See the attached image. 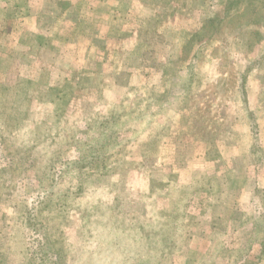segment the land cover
Segmentation results:
<instances>
[{
	"label": "rangeland",
	"instance_id": "obj_1",
	"mask_svg": "<svg viewBox=\"0 0 264 264\" xmlns=\"http://www.w3.org/2000/svg\"><path fill=\"white\" fill-rule=\"evenodd\" d=\"M259 116L264 0H0V264H264Z\"/></svg>",
	"mask_w": 264,
	"mask_h": 264
},
{
	"label": "trees",
	"instance_id": "obj_2",
	"mask_svg": "<svg viewBox=\"0 0 264 264\" xmlns=\"http://www.w3.org/2000/svg\"><path fill=\"white\" fill-rule=\"evenodd\" d=\"M118 119H119L118 116H117V118H115V120L113 118L114 121H113L112 125H114ZM104 122L106 124L109 121L105 120ZM114 126H116V125H114ZM79 145L83 146L82 149L79 148V151H78L79 155L77 156L79 158V161H78L80 163L79 165H83L82 168H90V166H95V165L96 166L97 165H99V166L104 165L112 156L110 153H108V151H106L103 155L100 154V152H95L92 149L93 147L87 146L86 143L79 144ZM115 147H116L115 144L110 145V148H112V149L114 148V150H115ZM113 155H114V152H113ZM63 164H64V162H63ZM86 165H89V167ZM263 208H264V206H263ZM263 212H264V210H263ZM39 248L44 249L41 251L48 250L49 249V241L46 239L44 241H40ZM262 250L264 251V248ZM112 254H115V250H114V253H112ZM136 263L137 264H144L141 261H136Z\"/></svg>",
	"mask_w": 264,
	"mask_h": 264
},
{
	"label": "crops",
	"instance_id": "obj_3",
	"mask_svg": "<svg viewBox=\"0 0 264 264\" xmlns=\"http://www.w3.org/2000/svg\"><path fill=\"white\" fill-rule=\"evenodd\" d=\"M255 109H256V107H255ZM261 116H259V117H257V119H256V121H254L255 122V124H257L258 123V126H256L257 127V129H256V132L257 133H259V134H261V135H263L264 134V123L263 124H260L261 122ZM239 123V122H238ZM238 128H239V126H238ZM249 128H248V126L246 127H244L243 129H242V132H247V130H248ZM260 141H262V148L264 147V140H263V138L261 139V140H259V142ZM237 143H235V147L234 146H232V149H233V152L234 151H236V154H234L235 156H238L239 154L237 153ZM241 154H243V153H241ZM258 170V169H257ZM264 173V172H263ZM263 175V174H262Z\"/></svg>",
	"mask_w": 264,
	"mask_h": 264
}]
</instances>
